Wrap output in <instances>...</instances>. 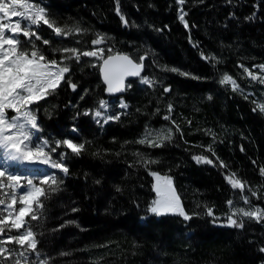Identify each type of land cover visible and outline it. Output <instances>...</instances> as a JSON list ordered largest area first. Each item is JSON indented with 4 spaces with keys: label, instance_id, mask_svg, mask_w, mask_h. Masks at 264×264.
Returning a JSON list of instances; mask_svg holds the SVG:
<instances>
[{
    "label": "trees",
    "instance_id": "16d2710c",
    "mask_svg": "<svg viewBox=\"0 0 264 264\" xmlns=\"http://www.w3.org/2000/svg\"><path fill=\"white\" fill-rule=\"evenodd\" d=\"M46 1L58 26L86 30L73 37V47H100L106 55L125 53L137 61L143 56L144 75L155 81L151 87L130 82L123 96L127 111L101 129L83 113L104 99V85L98 64L81 57L79 63L68 61L71 71L66 74L76 91L62 83L34 106L41 135L50 144L63 139L85 144L79 156L58 148L68 154L69 174L58 176L59 190L42 198L40 219L31 221L38 251L48 264H264V220L245 219L239 229L225 226L228 216H223L226 202L242 193L225 179L233 172L246 183L244 191L257 193L254 201L264 210V113L257 107V102L264 104V86L247 79L240 67L264 65V0H185L183 6L177 0ZM181 7L187 28L179 19ZM98 36L104 43L92 45ZM49 41L51 47L42 48L49 60L60 61L57 51L52 56L54 49L72 46L68 39ZM224 74L241 91L219 84ZM165 87L171 91L164 92ZM168 115L171 119L165 120ZM160 128L173 133L164 147L137 143L147 131L155 134ZM196 155L213 165L196 163ZM141 157L155 163L145 166ZM220 161L227 168H220ZM152 172L171 178L192 220L149 212L156 197ZM207 208L218 218L215 223ZM154 220L161 222L145 227Z\"/></svg>",
    "mask_w": 264,
    "mask_h": 264
},
{
    "label": "snow or ice",
    "instance_id": "6c2138e0",
    "mask_svg": "<svg viewBox=\"0 0 264 264\" xmlns=\"http://www.w3.org/2000/svg\"><path fill=\"white\" fill-rule=\"evenodd\" d=\"M181 6L185 0H177ZM117 14L125 26L128 21L120 13L119 6ZM186 13L180 9L179 19L188 27L185 21ZM249 19H252L249 17ZM42 26L51 29L56 37L67 38L73 35H81L86 30L80 27H60L56 24L47 11V6L36 2V0H0V153L3 154L4 166L0 167V264H30L29 254L35 255L39 264H48L47 260L39 259L37 234L33 231L31 221L40 219L39 210L44 207L42 198H47L49 192L55 193L59 190L60 181L56 174L44 175L41 178L24 175L13 170L10 165H34L37 163L50 166L58 170L65 176L69 174V168L65 163L67 153L61 152L58 160L52 159L55 153L62 146L70 150V153L79 156L85 150L84 143H75L72 139H63L50 144L48 139H42L36 134L42 129L38 123L37 109L34 107L40 101L47 100L53 96L57 89L63 84H68L73 91L77 85L70 79H66L71 69L67 61L79 63L81 57H92L103 60L101 73L103 81L107 86L108 93H119L125 90L124 82L126 77H141L144 68L145 57L141 56L139 62H135L129 55L116 53L104 58V49L96 47L91 51H81L77 47H63L54 49L61 53L60 61L49 60L47 56L37 46L36 41H41L44 45H49L48 39H43L39 35ZM104 37L98 36L92 40V45L99 46L104 43ZM111 52V49H108ZM206 61L216 60L215 56H203ZM219 63L218 60H216ZM244 72L252 81L264 84V75L254 74L248 68L240 65ZM260 73H264V65L258 66ZM165 71L177 72L181 76H187L194 80H204L205 77H197L193 74L183 72L177 68H167ZM141 82L153 86L155 81L148 77H141ZM221 85H231L233 92L241 91L236 80L229 74H224L219 80ZM130 86V85H129ZM164 92H170L171 87H165ZM211 100V95L208 96ZM120 108H127L122 100ZM258 109L264 113V104H258ZM107 101L100 100L99 107L94 112L85 111L83 115H92V118L100 123L101 118L104 123L112 120H119V115H105ZM9 111L13 115L9 116ZM172 105L168 106L171 113ZM165 120L171 116H165ZM173 123H175L173 121ZM73 132L78 131L75 127ZM176 131H179L177 126ZM173 138L172 129L156 134L147 133L137 143L146 144L150 148L164 147L166 141ZM243 150V149H242ZM207 151H214L211 147ZM196 163L213 165V160L203 155L193 157ZM140 162L147 166L155 161L140 158ZM220 168H227V165L220 161ZM264 175V168L260 169ZM157 183L155 192L157 199L152 203L149 212L154 217L161 218L167 215H177L184 221L193 219L192 215L185 212L179 197L172 187V180L169 177H161L158 173L152 172ZM232 189H239L243 192L246 183L237 178L236 173H231L225 177ZM100 183L99 180L96 181ZM120 191L119 188L116 189ZM252 192V196H256ZM245 204L250 201L247 196L242 197ZM232 206L233 201L226 202ZM73 212L77 209L73 208ZM198 215V214H197ZM206 215L213 217V223L218 219L214 216L213 209L207 208ZM237 217H246L255 222L264 220V210L255 207L252 210L244 208L233 209L227 217L225 226L242 229L243 220ZM161 221H148L145 227H151ZM68 223H75L69 221ZM63 227V225H61ZM15 233V234H13ZM18 246V247H17ZM264 252V248L260 249ZM67 255V253H62Z\"/></svg>",
    "mask_w": 264,
    "mask_h": 264
},
{
    "label": "rangeland",
    "instance_id": "374dc122",
    "mask_svg": "<svg viewBox=\"0 0 264 264\" xmlns=\"http://www.w3.org/2000/svg\"><path fill=\"white\" fill-rule=\"evenodd\" d=\"M36 2L38 3H41L42 5H46L47 6V1L46 0H36ZM179 15H180V10H179ZM46 30V33L44 36H42V32ZM39 35H41V37L43 39H48L49 40V37H52L53 39H61V37H56L52 30L51 29H48L47 26H42L39 30ZM76 36V35H73V36H69L67 38H63V39H68L69 43L71 44L72 43V46L70 45V47H73V44H74V40L73 37ZM36 44L37 46L40 48V50L43 52V46L44 44L42 43V40L41 41H36ZM46 46V45H45ZM49 47H51V43L49 44ZM100 48V47H99ZM93 49H89L87 51H91ZM86 51V50H85ZM59 52H57L58 54ZM110 53V52H109ZM57 54L55 53V51H53V54L52 56H57ZM61 54V53H60ZM105 52H104V57H105ZM90 59V61L93 62V64H97L98 62H100L102 59H99V58H92V57H87ZM61 59V58H60ZM59 59V60H60ZM56 60H58V58H56ZM67 64H68V61H67ZM260 66V65H259ZM250 71H252L254 74H258V75H264V73H260V69L258 66L254 67L253 69H251ZM246 76H247V79L251 80L250 77H248L247 73H246ZM141 77H147L146 75L144 76H141ZM141 77L139 79H137L135 82L140 86V87H148V85L144 84L141 82ZM257 82V81H256ZM258 84H260L259 82H257ZM130 84V83H129ZM128 84V85H129ZM264 86V84H261ZM231 86V85H230ZM102 100H105L107 101V109L105 111V115H121L122 113L126 112L127 109H128V104L125 102V100L123 98H104ZM121 100L127 104V108H120V102ZM259 104V102H257V105ZM99 107V104L98 106L92 111L94 112L96 109H98ZM13 115V113L11 111H9V116ZM92 116V115H91ZM94 120V119H93ZM95 121V120H94ZM116 120H112V121H109L108 123H104L103 119L101 118L100 120V123H96L98 124V126L101 128V129H104L105 125L109 124V123H112V122H115ZM161 131H165L166 132V128H160V129H157L156 131H153L156 133L158 132H161ZM152 133V131H147L145 134H143V138L146 136L147 133ZM154 135V133H152ZM38 137L42 138V139H47V137L45 136H42L41 135V132L37 133L36 134ZM59 154H60V149H57V151L55 153H52V159L53 160H58L59 159ZM4 166V162H3V154L0 153V167H3ZM10 167L19 172V173H22L24 175H29V176H32V177H37V178H41L43 177L44 175H49V174H56L57 177L58 176H65L63 173H60L58 170L56 169H52L50 166L48 165H44V164H40V163H37V164H34V165H24V166H20V165H10ZM153 177V189L155 190V185L157 183L156 179L154 176ZM172 187L174 189V186H173V183H172ZM175 190V189H174ZM254 190H252L251 188L249 189V192H246V191H243L242 193H236L235 195V199L233 200V204L232 206H227V209H226V213L223 215V216H229L232 212L233 209H239V208H244L246 210H252L254 209L255 207H260L257 203H255V201H257V196H252V192ZM255 192V191H254ZM156 193V192H155ZM176 193V191H175ZM257 194V193H256ZM177 195V193H176ZM178 196V195H177ZM243 196H247L250 203L249 204H245L242 197ZM254 198V199H253ZM157 199V194H156V197L154 199V201ZM255 200V201H254ZM261 208V207H260ZM262 209V208H261ZM239 218L240 220H245V219H249V218H246V217H237ZM143 220V219H142ZM144 221V220H143ZM15 234V233H13ZM18 247V246H17ZM40 256H39V259H43V260H46L45 259V256L43 254H41L39 252ZM29 261H30V264H39V260L38 258L33 255V254H29ZM10 264V262H9Z\"/></svg>",
    "mask_w": 264,
    "mask_h": 264
},
{
    "label": "water",
    "instance_id": "95a60500",
    "mask_svg": "<svg viewBox=\"0 0 264 264\" xmlns=\"http://www.w3.org/2000/svg\"><path fill=\"white\" fill-rule=\"evenodd\" d=\"M115 54H112V55H115ZM121 54H124V53H121ZM105 58H107V57H105ZM102 63H103V60L101 61L100 65H99V74H100V79L102 81V84L105 87L104 88V96L105 97H118V96H123L125 94V92H126V86H127L128 82L133 81V80H136V79L139 78V77H126L125 78V82H124V88H125L124 91L119 92V93H108L107 92V86H106V84L103 81V75H102L101 70H100ZM143 70H144V68H143ZM141 76H143V71L141 73Z\"/></svg>",
    "mask_w": 264,
    "mask_h": 264
},
{
    "label": "bare ground",
    "instance_id": "6f19581e",
    "mask_svg": "<svg viewBox=\"0 0 264 264\" xmlns=\"http://www.w3.org/2000/svg\"><path fill=\"white\" fill-rule=\"evenodd\" d=\"M133 28V27H132ZM133 59V58H132ZM134 60V59H133ZM135 62H139L137 60H134ZM144 63V70H143V74H144V71H145V61L143 62ZM71 105V104H70ZM71 129V128H70Z\"/></svg>",
    "mask_w": 264,
    "mask_h": 264
}]
</instances>
